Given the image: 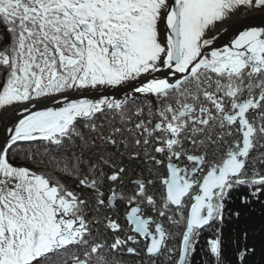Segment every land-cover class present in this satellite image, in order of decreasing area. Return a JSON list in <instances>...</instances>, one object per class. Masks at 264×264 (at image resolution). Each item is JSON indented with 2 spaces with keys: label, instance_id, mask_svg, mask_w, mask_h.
I'll use <instances>...</instances> for the list:
<instances>
[{
  "label": "snow or ice",
  "instance_id": "obj_1",
  "mask_svg": "<svg viewBox=\"0 0 264 264\" xmlns=\"http://www.w3.org/2000/svg\"><path fill=\"white\" fill-rule=\"evenodd\" d=\"M241 10L264 0H0V109L62 97L24 107L0 145V264H115L99 254L138 256L141 243L149 264H189L227 192L264 189V27L210 47L217 23ZM162 69L171 78L153 75ZM136 80L121 99L68 95ZM75 140L80 152L57 163L72 188L9 155L19 142ZM101 225L111 243L97 238ZM208 244L220 264V237Z\"/></svg>",
  "mask_w": 264,
  "mask_h": 264
},
{
  "label": "trees",
  "instance_id": "obj_2",
  "mask_svg": "<svg viewBox=\"0 0 264 264\" xmlns=\"http://www.w3.org/2000/svg\"><path fill=\"white\" fill-rule=\"evenodd\" d=\"M3 33L0 32V38ZM7 42L6 40L4 41ZM3 122L0 115V130ZM264 150V149H262ZM80 152V141L75 140L71 143L65 142L62 148L51 146L46 148V142L41 144L37 142H19L10 150L11 162L16 165L26 166L34 171L45 173L46 175L55 176L60 178L70 188L74 186V181L61 173L57 167H63L65 158L69 162L73 153ZM34 153V159H28L27 156ZM117 159H119L117 157ZM54 160L56 164L50 163ZM124 164L130 170L134 169L139 172L140 168L137 167V162H129L124 160ZM264 170V169H262ZM134 179V173L127 179ZM254 188L250 185H235L228 191L224 203L223 219L215 220L209 229L200 231L195 245V251L189 257V264H216V258L210 254L208 241L215 239L217 236L222 241V257L220 264H241L238 253L247 247L249 250L255 249L254 252L245 258L244 264H264V189L256 192L253 195ZM117 212L119 213L120 222L123 224L124 208L122 205H116ZM116 218L113 212L107 213ZM167 226V224H166ZM174 234L182 232L181 228H171ZM246 234V238H245ZM98 239L105 238L100 235ZM110 238V237H109ZM180 236L174 235L169 240L168 248H179ZM143 249V247H142ZM177 255L172 257V262H169L166 255L156 260L155 264H174Z\"/></svg>",
  "mask_w": 264,
  "mask_h": 264
},
{
  "label": "water",
  "instance_id": "obj_3",
  "mask_svg": "<svg viewBox=\"0 0 264 264\" xmlns=\"http://www.w3.org/2000/svg\"><path fill=\"white\" fill-rule=\"evenodd\" d=\"M249 27H264V12L259 13L258 15L249 16L246 18H242L238 21L233 22L226 30H224L221 34H219L215 40L212 46L210 47H217L221 48L225 45H227L230 40L238 34L239 31L245 30ZM156 78H169L167 69L161 70L157 73L153 74ZM143 79V78H142ZM140 85V80L132 81L127 84L118 86V87H107V86H98L95 89H84L79 92L73 91L69 95L70 99L78 98H88V99H99L103 96H109V97H115L117 99L124 98L125 95H132V89L136 86ZM139 95V94H137ZM62 97L57 96L55 98L47 97L40 101L35 102L34 106H29V111H37L41 109H45L48 107H52L58 103H60V100ZM26 115L24 111L21 113L15 114L11 116L8 120L4 121V126L0 132V143H4L10 133L7 131L8 128H11L17 121L20 119V117Z\"/></svg>",
  "mask_w": 264,
  "mask_h": 264
},
{
  "label": "flooded vegetation",
  "instance_id": "obj_4",
  "mask_svg": "<svg viewBox=\"0 0 264 264\" xmlns=\"http://www.w3.org/2000/svg\"><path fill=\"white\" fill-rule=\"evenodd\" d=\"M117 205H120V204L118 203ZM123 214L120 216H123ZM123 223H125L124 220H123ZM100 235L105 236V238H102V239H107L109 241V243H111L112 236H111V234H105V230L103 228V225H101L99 227L98 237ZM120 235L123 236V233H121ZM133 246L137 247V250H138V252H140V255L137 256V255L127 254L125 250H122L119 253H112L108 250H105V251H102L99 255L103 256L107 261H110V262L115 261V264H149L147 257L143 253V249H142L143 244L141 243L140 245H133ZM75 251H76L75 249H70L69 253L67 254V256L65 258L69 259L70 256L72 255V253ZM160 258H161V256L157 259L158 260L157 262H159ZM176 259H177V257H176Z\"/></svg>",
  "mask_w": 264,
  "mask_h": 264
},
{
  "label": "bare ground",
  "instance_id": "obj_5",
  "mask_svg": "<svg viewBox=\"0 0 264 264\" xmlns=\"http://www.w3.org/2000/svg\"><path fill=\"white\" fill-rule=\"evenodd\" d=\"M262 12H264V11L241 10V11H238L234 14H230L229 17L226 18L223 22L217 23L216 28L213 30V33H212V35L214 36V40L219 34H221L224 30H226V28H228L233 22L238 21L242 18L254 16L256 14L258 15L259 13H262ZM168 75L170 76L169 78H171V73H168ZM130 82H132V81H130ZM73 99H75V98H73ZM76 99H78V98H76ZM61 104H62V99L60 100V103H58L52 107H58V106H61ZM29 106H31V105H19L17 107L11 106V107H8L6 109H2V115L1 116H2L3 120H8L9 118H11V116L18 114V113H21L23 111L24 107H29ZM41 110H44V109H41ZM37 111H40V110H37ZM22 117H20V118H22ZM0 141H1V138H0ZM2 144L0 143V145H2Z\"/></svg>",
  "mask_w": 264,
  "mask_h": 264
},
{
  "label": "rangeland",
  "instance_id": "obj_6",
  "mask_svg": "<svg viewBox=\"0 0 264 264\" xmlns=\"http://www.w3.org/2000/svg\"><path fill=\"white\" fill-rule=\"evenodd\" d=\"M259 11H264V10H259ZM17 106H19V105H14V106H12V107H17ZM0 115H2V109H0ZM2 117V116H1ZM3 120V119H2ZM50 163H54V164H56L55 162H54V160H51V162ZM53 164V165H54Z\"/></svg>",
  "mask_w": 264,
  "mask_h": 264
}]
</instances>
